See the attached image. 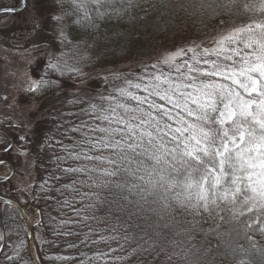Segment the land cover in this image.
Masks as SVG:
<instances>
[{
  "label": "snow or ice",
  "instance_id": "snow-or-ice-1",
  "mask_svg": "<svg viewBox=\"0 0 264 264\" xmlns=\"http://www.w3.org/2000/svg\"><path fill=\"white\" fill-rule=\"evenodd\" d=\"M89 3L91 10L87 8ZM29 5L33 32L40 35L51 25L52 39L58 41L60 51L48 54L39 79L32 81L26 91L42 93L58 87L59 81L51 78L53 74L61 78L69 75L82 78L81 65L107 58V52L102 57H95L92 52L107 39L95 20L110 19L111 0H24V7ZM16 11L14 6L0 8L4 14ZM256 15L264 17V9ZM85 25L96 33L91 43L81 36ZM72 29H76L75 34ZM257 30L264 32V23L226 31L220 34L214 47L201 49L195 45L172 51L157 58L155 63L144 64L143 73L135 81L125 79V86L113 87L106 94L74 93L66 103L76 111L62 116H76L77 121L60 119L57 131L61 139L45 135L43 142L37 144L41 152L52 153L49 159L53 168L48 170V179L35 187L19 190L30 196L32 204L24 201L25 206L21 207L20 197L13 199L7 193H0L3 204L0 223L4 229L0 231V251L11 250L5 252L8 264H29L23 255L26 241L11 242L10 238L12 235L19 238L21 233L32 234L31 217L28 225L24 223L29 207L37 213L34 231L39 233L44 216V210L36 207L40 200L52 201L74 213L72 217L61 215L58 225L56 218L49 217L52 235L65 238L68 249H76L78 245L75 241L67 242L66 238L81 235L83 244H107L110 240L122 239L131 249L132 257L139 254L131 245L140 237L128 228L121 227L119 237L101 235L99 241L89 234L73 231L81 221L133 215L127 200L107 201L101 197L103 190L119 176L110 154L125 142L135 148L133 158L143 152L141 159L156 171L167 170L181 177L194 175L214 186L231 183L253 194L264 189V40L253 38ZM35 47L39 49L41 45ZM103 83H109L107 77ZM117 97L119 103H115ZM81 116L88 119H80ZM18 140L19 145L7 133H0V155L26 152L27 137L19 136ZM72 163L76 166H71ZM136 163L139 166L140 160ZM0 166L14 173L7 160L0 158ZM10 178L6 176L4 183ZM81 188L88 191L81 193ZM53 192L63 199L51 195ZM76 196L81 199L76 200ZM101 210L105 213L103 217L97 215ZM42 243L49 241L42 240ZM124 250L121 246V251ZM116 251L108 247L107 251L98 249L91 255L81 252L77 257L58 256L57 259H73L77 264L123 262L126 257L115 255ZM38 259L32 257L31 264H37Z\"/></svg>",
  "mask_w": 264,
  "mask_h": 264
},
{
  "label": "trees",
  "instance_id": "trees-1",
  "mask_svg": "<svg viewBox=\"0 0 264 264\" xmlns=\"http://www.w3.org/2000/svg\"><path fill=\"white\" fill-rule=\"evenodd\" d=\"M111 2L113 6L108 9L110 19L95 20L99 31L105 33L107 39L92 52L95 57H102L107 52V58L81 65L84 73L82 78L71 75L61 78L53 74L51 78L59 81L58 87L53 86L42 93H30L33 100L41 105V117L35 123L32 131L34 134L29 140L31 150L34 149L33 174L24 189L35 187L42 180L48 179V170L53 168L49 159L52 153L41 152L37 144L43 142L45 135L61 139L57 131L60 119L77 121L76 116H62V113L76 111L66 103L73 98L74 93L87 91L93 95L98 92L106 94L113 87L125 86V79L135 81V77L143 73L144 64L155 63L163 55L195 45H199L201 49L214 47L220 34L226 31H237L252 27L258 22L264 23V17L256 15L264 9V0ZM17 4L18 0H0V8L15 7ZM87 8L91 10L92 4L89 3ZM249 13L252 14L251 17ZM71 32L75 34L76 29ZM51 33L52 30L49 36L53 37ZM81 36L91 43L96 33L85 25ZM253 38L264 40V32L257 30ZM55 42L60 48L58 41ZM46 59L47 56L40 58L37 66L32 67L37 79ZM114 74L121 76L117 78ZM105 77L109 82L107 85L103 83ZM115 103H119V97ZM80 119L88 117L81 116ZM0 133H7L13 138V132L2 125ZM134 151L135 148L125 142L110 154L119 176L101 193V197L107 201L127 200L132 205L130 210L133 215L129 217L119 214L109 216L107 220L81 221L73 231L89 234L92 239L99 241L101 235L119 237V229L128 228L130 233L140 237L131 245L139 254L132 257L131 249L122 239L110 240L107 244H83L80 243L83 238L81 235L66 238L67 242L75 241L78 245L76 249H68L65 238L57 239L52 235L48 227L52 223L49 217L56 218L58 225L61 215L72 217L74 213L69 208L56 206L52 201L45 203L40 200L36 207L44 210L43 226L38 234L34 231L35 225L33 226L34 251L40 264H77L73 259L62 261L57 257H77L81 252L91 255L98 249L107 251L108 247L117 250L115 255L126 257L123 262L115 261V264H128L129 260L130 264H264V189L253 194L251 190L231 183L214 186L194 175L181 177L167 170L156 171L153 165L141 159L143 152L133 158ZM8 157L9 154L0 155L4 160H8ZM137 160H140L139 166ZM71 166L76 164L72 163ZM10 180L7 183L0 181V193H7L13 199L20 197ZM87 191V188L80 189L81 193ZM23 195L24 197H20L21 206H25L24 201L31 205L30 196L25 191ZM51 195L63 199L54 192ZM75 198L81 199L80 196ZM77 207L82 205L77 204ZM2 208L3 204L0 209ZM29 210L32 208L29 207ZM97 215L103 217L105 213L101 210ZM89 229L92 231L89 232ZM0 231H4L2 223ZM20 236L27 245L26 236L23 233ZM12 238L13 236L10 238L11 242H14ZM42 240L49 243H42ZM53 241L55 243H51ZM121 246L124 251H121ZM10 251H0V264H8L5 252ZM23 255L31 264L32 256L28 245Z\"/></svg>",
  "mask_w": 264,
  "mask_h": 264
},
{
  "label": "rangeland",
  "instance_id": "rangeland-1",
  "mask_svg": "<svg viewBox=\"0 0 264 264\" xmlns=\"http://www.w3.org/2000/svg\"><path fill=\"white\" fill-rule=\"evenodd\" d=\"M19 3L20 0L16 6ZM51 30L52 26L49 25L40 35L33 32L30 5L28 8L23 7L15 14L3 13L0 16V125L13 132L12 139L17 145L20 144L19 136L27 137V142L24 144V149L27 151L20 150L21 154H15L14 151L7 160L14 169L10 181L16 187L20 197L24 195L23 191L19 190H23L32 179L34 149L31 150L29 140L34 134L32 131L35 123L41 117L40 103L34 101L31 92L26 89L32 81L37 79L32 72V67L37 66L40 58L60 51L56 40L49 36ZM35 45H41V47L37 49ZM13 125L16 127L12 128ZM8 173L7 167L0 166V175L5 176ZM1 205L2 203L0 207ZM28 215L35 225L38 219L37 213L29 210ZM24 223L28 225L26 217ZM12 236L14 242L21 239V236L20 238L16 235ZM25 239H28V235Z\"/></svg>",
  "mask_w": 264,
  "mask_h": 264
},
{
  "label": "water",
  "instance_id": "water-1",
  "mask_svg": "<svg viewBox=\"0 0 264 264\" xmlns=\"http://www.w3.org/2000/svg\"><path fill=\"white\" fill-rule=\"evenodd\" d=\"M24 7V0H20V3H19V5L18 6H16V9H17V11L16 12H18V11H20L22 8ZM5 8V7H4ZM1 14V13H0ZM10 164V163H9ZM12 167V166H11ZM11 174L12 173H8V175H10L11 176ZM8 175H0V180H4L5 179V177L6 176H8ZM21 207H24V206H21ZM26 218H27V221L29 220V215L28 216H25ZM33 226H34V224L33 223H31V226H29V231H30V233H32V234H30V235H28V246H29V251H30V254H31V256L32 257H36V255H35V251H34V245H33ZM37 264H40L39 263V261H37Z\"/></svg>",
  "mask_w": 264,
  "mask_h": 264
}]
</instances>
